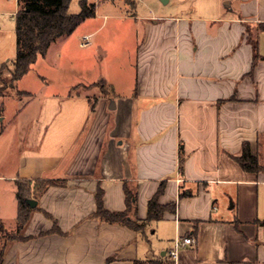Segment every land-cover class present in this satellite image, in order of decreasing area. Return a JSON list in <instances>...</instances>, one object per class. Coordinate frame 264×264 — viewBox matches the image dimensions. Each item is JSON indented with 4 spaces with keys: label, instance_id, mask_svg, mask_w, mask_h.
Returning <instances> with one entry per match:
<instances>
[{
    "label": "crops",
    "instance_id": "1",
    "mask_svg": "<svg viewBox=\"0 0 264 264\" xmlns=\"http://www.w3.org/2000/svg\"><path fill=\"white\" fill-rule=\"evenodd\" d=\"M226 4L237 14L146 18L132 97L109 107L112 98L77 92L89 85L80 82L64 98H44L16 170L0 179L67 184L39 198L24 239L4 240L3 264H135L169 256L173 240L186 236L194 243L175 264H264V170L246 171L235 159L248 142L264 165V0ZM95 15L59 39L64 51L76 36L80 48L94 46L97 5ZM162 181L159 202L176 209L143 231L95 216L98 188L105 207L120 211L127 183L145 220ZM16 209L17 221V197ZM53 219L60 231H51Z\"/></svg>",
    "mask_w": 264,
    "mask_h": 264
},
{
    "label": "rangeland",
    "instance_id": "2",
    "mask_svg": "<svg viewBox=\"0 0 264 264\" xmlns=\"http://www.w3.org/2000/svg\"><path fill=\"white\" fill-rule=\"evenodd\" d=\"M80 1L72 0L69 11L80 12ZM88 1L97 3V18L89 25L92 30L97 28L90 37L94 46L80 48V39L76 36L72 51L67 53L58 40L12 84L11 72L17 53L15 15L21 5L18 0H0V68L5 66L0 71V175L8 176L16 170L17 156L24 146L22 136L44 98H64L80 82L89 85L79 86L77 92L94 101L100 95L112 98L109 107L121 97L134 95L136 50L144 35L146 18L237 14L235 6H229L226 0ZM16 190V183L0 179V216L6 226V231L0 229V245L10 240L9 235L16 230Z\"/></svg>",
    "mask_w": 264,
    "mask_h": 264
},
{
    "label": "trees",
    "instance_id": "3",
    "mask_svg": "<svg viewBox=\"0 0 264 264\" xmlns=\"http://www.w3.org/2000/svg\"><path fill=\"white\" fill-rule=\"evenodd\" d=\"M72 0H18L21 5L15 15L16 21V45L17 53L14 69L11 72L12 84L22 78L37 61L40 56H45L52 43L72 34L79 24L88 17L96 14V5L88 0H81V10L78 13L69 11ZM259 28L264 30V23ZM252 40V39H251ZM256 50L257 42L252 40ZM4 65L0 71L4 69ZM1 95V94H0ZM235 99L231 97V100ZM95 109V102L92 105ZM240 166L251 172L264 170L260 158L253 155L248 142L242 146L239 156L235 157ZM184 157H180V168L183 170ZM18 200L17 226L14 233L9 235L11 240L24 239L21 235L25 225L30 220L33 208L27 200L39 198L50 186H65V179H18L15 181ZM165 181L160 183L157 192L149 200L148 216L145 220L138 217V198L136 187L124 184L125 209L120 211L108 210L103 201V189L98 188L96 192L97 209L95 216L108 223L123 224L135 231H143L150 221L163 219L166 211H175L176 204L163 205L159 202V197L164 192ZM38 208V205L35 207ZM54 225L51 231H60L57 221L53 219ZM264 223V221H262ZM4 261V248L0 249V264ZM135 264H175L169 256L165 255L158 259L136 260Z\"/></svg>",
    "mask_w": 264,
    "mask_h": 264
},
{
    "label": "built area",
    "instance_id": "4",
    "mask_svg": "<svg viewBox=\"0 0 264 264\" xmlns=\"http://www.w3.org/2000/svg\"><path fill=\"white\" fill-rule=\"evenodd\" d=\"M89 41V36H85L82 42V45H86ZM194 243L193 238L191 237H176L173 240V246L169 251V256L172 260H176L180 249L185 245H192Z\"/></svg>",
    "mask_w": 264,
    "mask_h": 264
},
{
    "label": "water",
    "instance_id": "5",
    "mask_svg": "<svg viewBox=\"0 0 264 264\" xmlns=\"http://www.w3.org/2000/svg\"><path fill=\"white\" fill-rule=\"evenodd\" d=\"M28 204L30 205L31 208H35L38 204V201L35 199H28L27 200Z\"/></svg>",
    "mask_w": 264,
    "mask_h": 264
}]
</instances>
